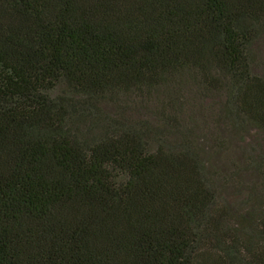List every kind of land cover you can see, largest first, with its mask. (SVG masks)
<instances>
[{
  "label": "trees",
  "instance_id": "trees-1",
  "mask_svg": "<svg viewBox=\"0 0 264 264\" xmlns=\"http://www.w3.org/2000/svg\"><path fill=\"white\" fill-rule=\"evenodd\" d=\"M250 129L264 0H0V264H264Z\"/></svg>",
  "mask_w": 264,
  "mask_h": 264
},
{
  "label": "rangeland",
  "instance_id": "rangeland-1",
  "mask_svg": "<svg viewBox=\"0 0 264 264\" xmlns=\"http://www.w3.org/2000/svg\"><path fill=\"white\" fill-rule=\"evenodd\" d=\"M228 140L227 151L225 153L226 157L233 159L232 162L238 167V172L234 173V176L238 179V188L240 192L236 191L233 186H228L222 189L223 198L228 201L232 206L239 204L241 197L247 192L246 185L251 181H256L254 172L250 169H244V156L246 154L256 155L260 154L264 156V136L262 133L250 129L243 136V139L236 138L231 135H226ZM206 144V143H205ZM207 147H204L203 158L206 163L212 167H219L221 171L225 174L231 168V162L223 161V154L213 153L208 151ZM228 167V168H226ZM232 169V168H231ZM246 188V189H245Z\"/></svg>",
  "mask_w": 264,
  "mask_h": 264
}]
</instances>
